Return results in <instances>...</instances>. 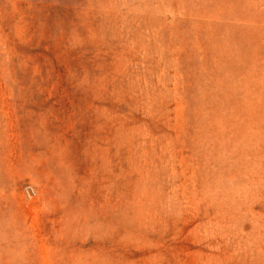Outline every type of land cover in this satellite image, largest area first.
<instances>
[{
  "label": "rangeland",
  "instance_id": "obj_1",
  "mask_svg": "<svg viewBox=\"0 0 264 264\" xmlns=\"http://www.w3.org/2000/svg\"><path fill=\"white\" fill-rule=\"evenodd\" d=\"M0 264H264V0H0Z\"/></svg>",
  "mask_w": 264,
  "mask_h": 264
}]
</instances>
